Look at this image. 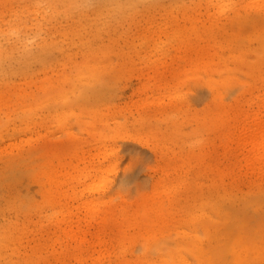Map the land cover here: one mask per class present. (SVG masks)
Returning a JSON list of instances; mask_svg holds the SVG:
<instances>
[{
	"label": "rangeland",
	"instance_id": "1",
	"mask_svg": "<svg viewBox=\"0 0 264 264\" xmlns=\"http://www.w3.org/2000/svg\"><path fill=\"white\" fill-rule=\"evenodd\" d=\"M255 116L264 0H0V264H264Z\"/></svg>",
	"mask_w": 264,
	"mask_h": 264
},
{
	"label": "bare ground",
	"instance_id": "2",
	"mask_svg": "<svg viewBox=\"0 0 264 264\" xmlns=\"http://www.w3.org/2000/svg\"><path fill=\"white\" fill-rule=\"evenodd\" d=\"M256 117H258V116H255V119L253 118V120L250 118V122H254L253 124H250L249 125V127H244V128H242L241 129V134L237 137V142H235V140L234 139H236L235 137H233L234 139V142L235 143H237L238 144V146L239 147H241V149L243 150V151H246L247 152V154H245V157H244V161L246 162L245 164L247 165V166H253L254 168L256 167L257 168V170L259 171V168L261 169L260 171H261V173H259V172H257V170H256V172H257V175L258 176H260L259 174H262V172L264 171V170H262V169H264L263 167H264V165H262L261 163H263L264 164V122H262L261 120H263V119H259V118H257L256 119ZM261 118L263 117V115H261L260 116ZM256 120V121H255ZM264 121V120H263ZM247 124V123H246ZM245 126V125H244ZM248 126V125H247ZM239 132V131H238ZM233 140H231L232 142H233ZM234 143V144H235ZM237 144H235L236 146H237ZM237 150V149H236ZM240 150V149H239ZM242 153V152H241ZM241 153H240V155H241ZM239 154V153H238ZM242 156H244V154L242 155ZM245 164H244V166H245ZM252 167V168H253ZM251 168V167H250ZM249 168V169H250ZM253 168V169H254ZM248 169V170H249ZM253 169H251L252 171H253ZM250 172V173H253V172ZM255 172V169H254V173L253 174H255L256 173ZM259 173V174H258ZM264 174V173H263ZM257 176V177H258ZM92 176H90L89 174L87 175V176H85V180L86 179H90ZM262 177H264L263 175H262ZM84 180V179H83ZM69 197V196H68ZM80 206H81V209H80V211H84V221L86 220V219H90V221H92V220H94L93 218L95 217V216H97V215H99V216H102V217H100L99 219H100V221L102 222V223H100V224H102V228H105V227H107L106 225H104L103 223H104V221H105V219H106V216L108 215V214H111L112 213V208H111V205H110V199H106L105 197H100V198H98L97 197V199H92V200H84V201H82V203L80 204ZM80 206L78 207V209L76 208V210H79V208H80ZM69 213H71V211L69 212ZM136 213H138V211L137 210H134V214H136ZM71 215H76V214H73V213H71ZM96 218V217H95ZM80 221V219L78 220V222ZM81 222V221H80ZM79 222V223H80ZM89 223V222H88ZM78 224V223H77ZM85 225H86V223H85ZM75 227H76V225H75ZM71 228V227H70ZM68 230V229H67ZM66 231V230H65ZM70 231V230H69ZM73 233V232H72ZM84 233V232H83ZM87 233V232H86ZM66 236V238L68 237V235L67 234H65ZM78 236L79 235H77V238H78ZM97 237V240H96V238L94 239V241H101L103 244L104 243H106V242H103L101 239H99L100 237L99 236H96ZM226 237V236H225ZM81 237H79V239H80ZM83 238H84V236H83ZM67 239H69V240H72V238L70 239V237L69 238H67ZM74 240V242L76 241V242H79V241H77L76 239H73ZM230 241H231V238L229 239ZM228 240V241H229ZM82 241H85L86 242V239H82L81 240V243H82ZM99 241V242H100ZM98 242V243H99ZM100 242V243H101ZM99 243V246H101V245H103L102 243L100 244ZM78 244H80V242L78 243ZM83 244H85V243H82V245ZM87 245V244H86ZM98 245V244H97ZM106 245V244H105ZM88 246V245H87ZM215 247H220L219 245H217V246H215ZM229 247H230V245H229ZM222 248V247H221ZM233 249V248H232ZM91 250V249H90ZM217 250V252L214 254V256H212L211 254V252H208V251H203L202 250V259H203V264H212V263H215V264H219V263H221V261H222V258H223V252H222V249L221 250H219V249H216ZM87 251V250H86ZM88 252V251H87ZM232 252V251H231ZM230 253V252H229ZM88 255V254H87ZM238 262V261H237ZM138 264H140V262H138Z\"/></svg>",
	"mask_w": 264,
	"mask_h": 264
}]
</instances>
